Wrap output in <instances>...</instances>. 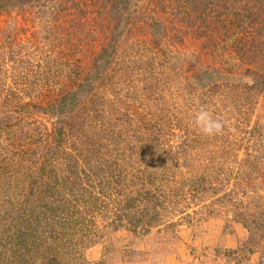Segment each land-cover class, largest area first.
Listing matches in <instances>:
<instances>
[{
    "label": "rangeland",
    "instance_id": "rangeland-1",
    "mask_svg": "<svg viewBox=\"0 0 264 264\" xmlns=\"http://www.w3.org/2000/svg\"><path fill=\"white\" fill-rule=\"evenodd\" d=\"M0 1V244L21 228L30 264L264 263V0ZM51 207L67 256L36 219Z\"/></svg>",
    "mask_w": 264,
    "mask_h": 264
},
{
    "label": "trees",
    "instance_id": "trees-1",
    "mask_svg": "<svg viewBox=\"0 0 264 264\" xmlns=\"http://www.w3.org/2000/svg\"><path fill=\"white\" fill-rule=\"evenodd\" d=\"M5 7H7V4L5 3V2H2V1H0V8H5ZM60 111V110H59ZM60 133V131H58V134ZM48 149V151H50V148H47ZM182 151L183 152H186V149H182ZM186 161V160H185ZM0 169H2V167H0ZM2 171V173L3 174H5L6 176L8 175H10V173L11 172H9L8 171V165H7V167L6 168H4L3 170H1ZM51 172H54V170H50ZM156 178H157V176H156ZM1 180V179H0ZM2 182V180L0 181V188H2L1 186H3V184L1 183ZM202 183L203 182H201L200 183V181L199 182H197V184L198 185H202ZM2 184V185H1ZM6 186H7V188H6ZM6 186H5V193L8 195L9 194V191H10V183H7L6 184ZM3 189V188H2ZM142 190H143V196L145 195V194H149V190L148 189H145L144 190V187L142 188ZM130 199L128 200V203H129V201L131 202V200H134L135 198H132V197H129ZM95 199V198H94ZM10 204H12V203H10ZM13 205V204H12ZM23 205H24V207H25V211H29L30 213L29 214H33L34 213V208H32V205H31V208H29V204H24L23 203ZM13 207L14 206H12L11 207V205H10V207H6L5 209H4V212H11L12 211V209H13ZM15 208V207H14ZM16 209V208H15ZM11 210V211H10ZM49 212H50V214L49 213H46L45 211L44 212H41V214H39L38 213V215L36 216V219H38V220H41L42 222H43V218H45L46 219V225L44 224V226L41 228L42 230H44V234L46 235L47 233L49 234L48 236L50 237V238H52V239H58V238H60L62 241H61V247L63 248V249H65V252H63L64 254H65V256H67L66 254L67 253H71V251L73 252V251H75V247H74V244H73V242H72V240L70 239V238H68L67 237V231H66V229H67V227H70L69 226V220L70 219H68V220H66L64 217V214L65 213H61V212H59V213H56L55 212V210L56 209H54L53 210V208L51 207V208H49ZM145 212H147L148 213V216L150 217V218H156V212L154 211V212H152L151 214H149V212H150V210H146ZM23 216V215H22ZM51 217V218H50ZM67 217V216H66ZM22 218V217H21ZM50 218V219H49ZM3 219V216H1L0 215V222H1V220ZM141 220V218L140 219H138L137 220V223L139 224L140 221ZM10 222V221H9ZM14 222V221H13ZM28 222H30V220H26L25 221V223H28ZM11 223H12V220H11ZM44 223V222H43ZM1 224V223H0ZM137 224V225H138ZM255 224V223H254ZM2 225V224H1ZM56 225H58L60 228L59 229H57L56 228ZM0 229H1V226H0ZM18 229V231L17 232H14V237L16 238V235H17V241L16 242H13V244H12V241L13 240H10V243L9 242H7V243H5V244H0L1 246H3V247H8V246H14V245H16V247H15V250L11 253V256L9 257V258H7V260L6 261H3L2 262V264L4 263V264H30V259L28 260L27 258H26V256L23 254L24 253V250L26 249L25 247H24V238H22V239H20L19 238V236H22L23 235V232H20V230L22 231V229L21 228H17ZM16 229V230H17ZM15 230V231H16ZM263 230H264V228H263ZM29 236H30V238H32V243H33V246H34V243H35V240L36 239H43L42 237L43 236H40L39 234H36V233H30L29 234ZM11 237V236H10ZM45 237V236H44ZM46 238V237H45ZM0 239H1V236H0ZM11 239V238H10ZM39 240V241H40ZM1 242V241H0ZM26 246V245H25ZM48 247V246H47ZM28 248V247H27ZM37 248L38 249H40V244L37 246ZM11 249H14V248H11ZM14 256H16V259H15V257ZM49 264H59L58 262H56V258L54 257V258H51L50 259V261H49Z\"/></svg>",
    "mask_w": 264,
    "mask_h": 264
},
{
    "label": "crops",
    "instance_id": "crops-1",
    "mask_svg": "<svg viewBox=\"0 0 264 264\" xmlns=\"http://www.w3.org/2000/svg\"><path fill=\"white\" fill-rule=\"evenodd\" d=\"M236 241V240H235ZM261 264H264V263H261Z\"/></svg>",
    "mask_w": 264,
    "mask_h": 264
}]
</instances>
